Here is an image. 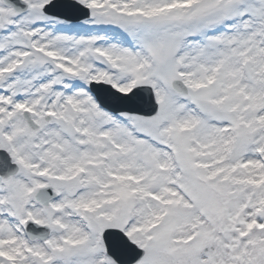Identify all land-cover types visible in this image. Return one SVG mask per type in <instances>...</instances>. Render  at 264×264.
Returning a JSON list of instances; mask_svg holds the SVG:
<instances>
[{
    "label": "snow or ice",
    "instance_id": "snow-or-ice-1",
    "mask_svg": "<svg viewBox=\"0 0 264 264\" xmlns=\"http://www.w3.org/2000/svg\"><path fill=\"white\" fill-rule=\"evenodd\" d=\"M0 264H264V0H0Z\"/></svg>",
    "mask_w": 264,
    "mask_h": 264
}]
</instances>
